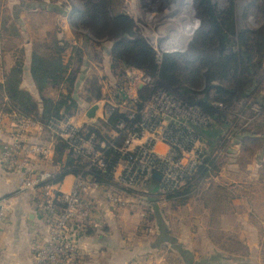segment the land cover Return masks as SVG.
I'll return each instance as SVG.
<instances>
[{
	"label": "trees",
	"instance_id": "16d2710c",
	"mask_svg": "<svg viewBox=\"0 0 264 264\" xmlns=\"http://www.w3.org/2000/svg\"><path fill=\"white\" fill-rule=\"evenodd\" d=\"M50 1L54 4L55 13L60 15L67 12L65 3ZM193 1L202 25L194 33L190 48L185 54L166 53L160 62H157L152 45L139 35L134 21L124 14L122 0H69L73 11L67 18L71 28L88 32L82 35L83 40H108L112 43L109 53L115 77H108L110 80L119 82L123 79L127 82L132 71H141L189 95L190 100L210 117L212 122L208 126H192L193 131L202 138L203 158L202 164L184 187L178 192L162 190L154 184L156 181H152L147 183L143 190L142 194L146 197L158 193L176 212L198 192L201 185L210 184L215 190L221 189L210 178L220 170V164L216 161L217 151L224 149V145L228 144L226 136L230 130L227 127H230L232 121L237 122L239 116L246 115L248 110L258 113H252L257 115L251 125L252 130L243 128L242 132L235 133L240 136L239 141H236L248 153L258 150L261 152L258 157L264 158V95L261 93L264 90V23L256 28H238L234 3L228 9L220 10L215 0ZM46 2L47 0H20L13 11L14 20L17 18L16 14L24 11L48 14L47 9L41 7ZM244 11V17L257 14L264 20V0H257ZM15 22L13 25L22 26L20 19ZM39 24L42 31L39 39L33 41L29 53L26 49L21 52L22 65L26 63L28 74L39 94L41 106L37 111V104L30 103L27 96L24 105L30 110H35L36 117L33 118L45 126L52 118L61 119L76 115L84 109L83 104L88 107L104 95L97 86V80H87V87L83 90L78 88L85 51L65 40L61 20L58 19L54 24L48 23L47 20ZM44 24L47 25L45 30ZM7 28L8 26L2 27L0 32V48L12 52L15 51V46ZM90 36L95 40H91ZM117 66L120 70L115 69ZM53 84L59 89L56 98L44 94L45 89ZM146 91L145 88H140L141 98L146 96ZM199 94L202 95L201 98L197 96ZM209 96L212 98L210 100L221 108L209 106L206 102ZM3 115L14 121L26 118L12 102L4 84L0 82V116ZM228 117L232 118L231 121ZM88 130L96 131L92 126L88 127ZM112 154V151L107 153L108 156ZM52 163L59 169L55 179L45 183H59L66 175L83 170L81 160L60 140L55 143ZM260 164L262 167L259 183L264 190V159ZM111 168L112 164L107 166V175L93 173L95 180L111 186ZM149 184L152 186V192L147 191ZM87 236H92V233L88 232Z\"/></svg>",
	"mask_w": 264,
	"mask_h": 264
},
{
	"label": "built area",
	"instance_id": "2783aa9c",
	"mask_svg": "<svg viewBox=\"0 0 264 264\" xmlns=\"http://www.w3.org/2000/svg\"><path fill=\"white\" fill-rule=\"evenodd\" d=\"M156 58L158 62L157 54ZM128 79L100 77L97 86L104 97L86 108L99 105L94 123L85 118L84 109L74 116L52 118L45 126L33 119L0 116L6 137L0 142V166L19 175V189L32 194L33 215L43 224L39 232H30V264H77L80 247L73 238L88 231L100 235L103 210L134 209L137 193L152 181L162 190L178 192L202 164V138L192 126L206 127L210 117L203 116L197 104L153 87V78L141 71H132ZM140 88L148 91L143 98ZM90 126L96 131L89 132ZM57 140L81 160L83 170L59 183H45L55 179L59 169L52 163ZM109 151L114 154L108 156ZM110 164L113 184L106 186L93 173L107 175ZM45 165L53 170H43ZM67 178L69 187L64 189ZM210 178L219 184V174ZM12 224L9 197L2 196L0 264Z\"/></svg>",
	"mask_w": 264,
	"mask_h": 264
},
{
	"label": "crops",
	"instance_id": "0c3cea01",
	"mask_svg": "<svg viewBox=\"0 0 264 264\" xmlns=\"http://www.w3.org/2000/svg\"><path fill=\"white\" fill-rule=\"evenodd\" d=\"M11 12L13 13V10ZM63 30L66 41L82 43L83 40L76 37L81 31H76L69 25ZM41 33L42 31H39V35ZM84 64L88 66L90 62ZM81 75L78 81V88L81 90L87 87L86 82L92 75L98 80L101 76H113L112 73H100L93 68L85 67L82 68ZM4 81L7 83L4 87L8 94L12 95L16 102H19L16 97L29 94L34 97V101L38 100V97L34 96L37 90L28 74L26 63L21 66L14 63L9 56L3 58L0 56V82ZM58 92L57 87L55 95ZM86 106L87 104H83L85 112ZM4 132L5 129L0 127V142L6 138ZM41 168L46 171L53 170L49 165ZM251 168L243 181L248 179L254 181L257 173L256 180L259 181L260 167L256 165ZM69 182V178L64 181V189H68ZM20 184L19 175L5 172L0 166V197H9L13 220L5 243L6 250H2V264H30L29 244L27 245L26 238L32 235L30 232L36 233L43 228L42 221L36 220L33 212H30L33 209L32 194L20 190ZM154 184L157 185V182ZM243 184L246 185V182ZM151 187L149 184L147 191L152 192ZM219 188L228 192L226 194L228 196L230 194V197L223 196L225 192L216 189L213 191L214 196L210 198V204L206 201L205 204L198 205L199 211L203 212L199 214L198 211L200 218L197 217L192 224L195 228L192 233L184 223H179V215H168L171 213V205L165 203L166 200L163 198L156 200V197L151 199L155 193L150 195V200H135L134 209L129 207L118 212L103 210L100 219L105 224L103 229L105 233L98 237L74 234L73 240L80 247V256L76 263L264 264V198L246 197L243 193L244 187L239 189L241 193L237 190L229 193L232 190L231 185L226 188L220 185ZM214 201L219 203L221 208L211 207ZM204 221L205 227L200 224ZM174 222L178 225V230L172 227ZM24 251L28 253L22 254Z\"/></svg>",
	"mask_w": 264,
	"mask_h": 264
},
{
	"label": "rangeland",
	"instance_id": "374dc122",
	"mask_svg": "<svg viewBox=\"0 0 264 264\" xmlns=\"http://www.w3.org/2000/svg\"><path fill=\"white\" fill-rule=\"evenodd\" d=\"M54 3H65L66 8H68L66 13L64 14H57L53 11L54 4L50 0H47L46 3L41 5V7L47 9V13H36L34 12H20L19 14H16L15 20L21 21L22 26H15V20H14V14L11 12V10L14 11V7L18 6V3L20 0H0V32L2 30V27L8 26V33L10 34L12 44L15 46V51L9 52L5 49L0 48V56L3 58L5 56L11 57L12 60H14V63H17L22 66V49H26L29 53V50L31 48V45L34 40L39 39V31L41 29L40 22H44L47 20L48 23L54 24L58 19L62 22L63 29L66 25H69V19H67L71 12L73 11L71 9V4L69 3V0H52ZM123 1V7L122 10L124 14H127L136 24L138 27L139 35L144 37L149 41V43L154 48L157 57L158 62L161 61L162 57L166 53H179V54H185L187 50L190 48V44L192 42V38L194 36V33L201 27L202 22L201 18L198 15L195 7V3L193 0H190L191 5L194 9V17L192 15V19L194 20L195 29L192 31L190 38H188L186 41H177V42H167V35L170 34L169 31L172 30V25L169 26V23L172 21H175V18L173 15H171V19L169 17V14L165 13L169 10L173 4L170 2L171 0H122ZM218 4V7L220 10H226L228 9L232 3L235 4V14H236V21L238 28H244L246 26L251 27H258L259 25H262L264 23L263 17L257 16V14H254L253 17L251 15H247V17H244L245 11L244 9L251 5L256 3L257 0H215ZM39 4V3H38ZM172 4V5H171ZM34 9V8H32ZM175 13V12H174ZM178 15V13H175ZM158 15H162V19L159 21L153 20L152 17H157ZM175 24V23H174ZM176 25V24H175ZM173 25V26H175ZM70 26V25H69ZM47 27L46 24L43 25V29ZM73 29V28H72ZM10 31V32H9ZM77 31V30H76ZM88 34L86 31H81L80 33L76 34V37L83 40L82 35ZM178 34V33H177ZM91 40L93 39L91 36L89 37ZM73 46H78L80 49L84 50V63L90 62L88 66H85L83 63L81 66L82 68H93L94 70L105 73L106 74H113L112 70L113 61H111L109 50L111 49L112 43L108 40H103V42L95 40L94 42L90 41L89 39L83 40L82 43L75 44L70 42ZM159 53H162L160 56ZM160 56V57H159ZM9 60V59H7ZM96 67V68H95ZM116 70H120V67H115ZM118 72V71H117ZM125 72V71H124ZM93 79L94 81H98L96 76H90L89 80ZM4 85H7V83L4 81ZM153 87L156 89H163L167 91L168 93L174 95L178 99H181L183 102L186 103H192L194 101H191L189 98V95H186L179 91V89L170 86L166 84L165 82L161 81L157 77L153 78V82L151 83ZM55 88L56 86L49 85L45 89V95L51 98H56L55 95ZM100 89V88H99ZM101 91V90H100ZM102 93V92H101ZM262 95H264V90H262ZM103 95V93H102ZM212 95V93L210 94ZM29 97L30 103H36L37 104V111H39V105L41 104L39 94L37 93L34 96L38 97L37 101L33 100V96L31 94L29 95H20V97H16L19 102H16L14 97L10 95V98L13 103L16 104V106L20 109V111L23 113L25 120L27 119H33V117H36V111L30 110L27 105H24L25 98ZM200 98L202 97L201 94L197 95ZM198 98V99H200ZM207 103L209 106H216L221 108V106L215 105V102H213L211 96L208 97ZM195 103V102H194ZM202 111V110H201ZM256 113L255 110H248L246 115L239 116V120L237 122H231L230 127L228 126L227 129L230 130V132L227 134V142L224 145V149H219L217 151V158L216 161L220 164V170L218 172L220 180L219 184L215 181H213L218 186H222L224 188L230 187L231 185V191L235 192L237 190L238 193H241L239 189L244 187L243 193L248 198H264V190L262 189L261 184L258 180H256L257 175L254 177V181L245 180L243 181L244 176H246V173L249 172V169H252L251 166L258 165L261 167L262 164H260V161L264 158H259L261 152L258 150H255L252 153H248L247 150L245 151L239 141L240 136H236L235 133L242 132L243 128L249 130H252V124L254 122V116L257 117V115H252V113ZM203 116L208 117L205 112L203 111ZM228 119L231 121V117H228ZM1 122V118H0ZM2 123V122H1ZM0 127H3L2 124ZM244 129V130H245ZM237 140V141H236ZM203 143V142H202ZM259 156V157H258ZM235 182V183H233ZM246 182V185L243 184ZM239 185L240 187L236 186ZM159 187V186H158ZM236 188V189H234ZM156 189V188H155ZM157 191V190H156ZM213 191H215V188L208 185H201V187L198 189V192L189 198L187 203L184 205V207H180L179 210L176 212L172 208H170L171 213L169 212V216L179 215L178 221L180 224L184 223L185 226H187L188 230L192 233L194 226L192 224L195 223V219L199 217L198 211L199 206L205 204L206 201L208 203H211V197L214 196ZM143 190L139 191L137 193L138 199L137 200H150V197H146L143 194ZM228 192H225L222 194L223 196L230 197V194H226ZM156 197V200L161 199L162 197L154 195L153 198ZM233 197V196H231ZM165 200V199H164ZM163 200V201H164ZM165 203H168L167 200ZM169 204L167 205V207ZM211 207L215 209L221 208V205L216 201H214L211 204ZM206 209H209L206 207ZM169 210V209H168ZM210 210V209H209ZM30 212H33V209L30 210ZM203 211H199V214H201ZM33 213H36L34 211ZM200 218V217H199ZM178 224V222H177ZM201 226H206V221L200 223ZM174 222L173 226L175 230H178V225H176ZM172 229V228H171ZM195 229V228H194ZM101 233H105L104 231H101ZM92 236L98 237V232L94 231L92 233ZM29 237L26 238L27 245L29 244ZM22 253V252H20ZM28 253L27 251H24L22 254ZM30 258V256H29Z\"/></svg>",
	"mask_w": 264,
	"mask_h": 264
},
{
	"label": "bare ground",
	"instance_id": "6f19581e",
	"mask_svg": "<svg viewBox=\"0 0 264 264\" xmlns=\"http://www.w3.org/2000/svg\"><path fill=\"white\" fill-rule=\"evenodd\" d=\"M170 2L173 4V6H171L165 13L169 14L170 19L172 18L171 15H173L175 21H171L169 23V26L172 25V30L169 31L170 34L167 35V42H169V40L171 42L186 41L188 38H190L192 31L195 29L194 20L192 19V15L194 17L195 13L194 9L190 0H171ZM174 12L178 13V15H176ZM161 16L162 15L150 17L155 21H159L162 19Z\"/></svg>",
	"mask_w": 264,
	"mask_h": 264
},
{
	"label": "water",
	"instance_id": "95a60500",
	"mask_svg": "<svg viewBox=\"0 0 264 264\" xmlns=\"http://www.w3.org/2000/svg\"><path fill=\"white\" fill-rule=\"evenodd\" d=\"M99 105L94 104L85 112V118H87L91 123H94L96 121V112L98 110ZM155 178L159 179V175H154ZM30 217H32L30 215Z\"/></svg>",
	"mask_w": 264,
	"mask_h": 264
}]
</instances>
